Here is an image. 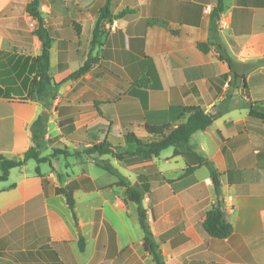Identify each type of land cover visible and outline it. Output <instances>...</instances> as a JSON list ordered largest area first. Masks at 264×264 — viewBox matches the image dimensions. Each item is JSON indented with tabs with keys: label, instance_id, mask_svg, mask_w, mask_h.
Here are the masks:
<instances>
[{
	"label": "crops",
	"instance_id": "0c3cea01",
	"mask_svg": "<svg viewBox=\"0 0 264 264\" xmlns=\"http://www.w3.org/2000/svg\"><path fill=\"white\" fill-rule=\"evenodd\" d=\"M30 1L0 0V154L8 158L29 149L30 126L46 109L29 98L42 53L37 19L27 12ZM39 1L53 36L50 73L63 82L44 146L59 140L71 154L51 158L50 169L40 168L42 177L30 159L0 181V252L49 244L63 264H155L143 245L138 206L126 202V187L97 166L98 159L141 191L167 264H188L195 254L205 264H264V120L251 115L252 106L264 110V0H223L218 14V0ZM103 11L104 29L113 20L118 28L105 31L92 49ZM90 54L97 63L66 80ZM185 106L220 113L188 145L152 158L83 153L90 141L105 139L118 151H134L129 133L149 142L153 135L145 124L177 126ZM210 164L220 173L234 227L226 239L203 228L217 203ZM67 186L74 189L80 231L58 191ZM0 264L17 263L0 255Z\"/></svg>",
	"mask_w": 264,
	"mask_h": 264
},
{
	"label": "trees",
	"instance_id": "16d2710c",
	"mask_svg": "<svg viewBox=\"0 0 264 264\" xmlns=\"http://www.w3.org/2000/svg\"><path fill=\"white\" fill-rule=\"evenodd\" d=\"M39 8V0H31L27 4V12L33 18L37 19L38 26L36 28V33L42 41V53L35 58L36 74L29 93V98L44 102L46 109L38 115L30 126L32 145L23 156L19 158H8L5 155L0 154V181L8 180L12 168L24 166L30 159H34L38 163L36 172L42 177L43 174L40 170V164L50 162L51 158L59 155L69 156L71 154L67 147H55L50 155H41V148L46 141L48 125L51 118V104L58 96L59 87L63 82L56 83L50 73V51L53 43V36L46 27ZM222 9L223 0H218V5L214 14L220 13ZM103 17H106L104 11L102 12L100 20L94 30V36L91 43L92 49L100 42L101 35L105 33L104 27L101 24V18ZM199 47L204 52L209 50V46L206 43H199ZM221 59L227 61L230 66L232 65L230 57L221 56ZM97 60L98 58L96 56L90 54L89 58L80 69L71 74L66 80L77 79L84 75L97 63ZM251 115L264 120V110H259L252 106ZM219 116L220 113L207 112L201 106H185L182 108V118L185 120L177 126H173L169 123L163 125L145 124L146 131L150 135H153L152 140L149 142H144L135 134L129 133L128 139L130 141H136L137 143V148L134 151H118L117 149L119 146L105 139L99 143H91V146L85 148L83 153H86L87 155L95 153L99 155L110 154L119 160L124 159L127 155H138L148 158L156 157L159 156L164 149L169 147L188 145L191 136L195 132L208 128ZM179 153L180 151L176 148L175 154ZM78 154L82 155V152H78ZM200 160L203 162V158L200 157ZM96 164L105 171L117 176L119 178L116 182L117 185L126 187V202L132 201L138 206L139 219L144 231L143 245L146 252L153 258L155 264H167L161 246L152 232L148 210L144 206V199L141 191L133 186L128 178L122 175L107 160L96 161ZM210 172L217 194V203L207 211L203 222V228L213 238L226 239L232 235L234 227L232 222L228 219L224 200L221 197L219 180L220 173L213 164H210ZM142 177L144 176L142 175ZM58 191L66 195L67 203L73 213L75 223L78 226L79 218L75 209L74 189L71 186H67L58 188ZM80 248L81 250L85 249V240L83 236H81L80 239ZM0 255L12 259L17 264H63L58 253L49 246V244H43L35 251L0 252ZM188 264H205V258L200 257L198 254L192 255Z\"/></svg>",
	"mask_w": 264,
	"mask_h": 264
},
{
	"label": "rangeland",
	"instance_id": "374dc122",
	"mask_svg": "<svg viewBox=\"0 0 264 264\" xmlns=\"http://www.w3.org/2000/svg\"><path fill=\"white\" fill-rule=\"evenodd\" d=\"M51 142V147H49L48 145H45L43 144L42 148H41V155L45 156V155H50V153H52V150L55 148V147H59V148H64V146L62 144L59 143V140L58 142L56 143V145L53 146V143L55 142V140L53 139ZM91 143H94L93 141H90ZM61 159V162L60 164L62 165V167L65 165V157L61 156L60 157ZM96 161H100L98 159H96ZM34 162V163H33ZM30 164H37L34 160L31 161ZM31 166V165H30ZM40 168L43 169V170H48L50 169V164L49 163H42L40 164ZM0 173H1V169H0ZM29 226H26L25 228H28ZM30 231H31V228H30Z\"/></svg>",
	"mask_w": 264,
	"mask_h": 264
},
{
	"label": "built area",
	"instance_id": "2783aa9c",
	"mask_svg": "<svg viewBox=\"0 0 264 264\" xmlns=\"http://www.w3.org/2000/svg\"><path fill=\"white\" fill-rule=\"evenodd\" d=\"M117 28H118L117 22L113 20L106 25L104 30L106 32H115Z\"/></svg>",
	"mask_w": 264,
	"mask_h": 264
},
{
	"label": "water",
	"instance_id": "95a60500",
	"mask_svg": "<svg viewBox=\"0 0 264 264\" xmlns=\"http://www.w3.org/2000/svg\"><path fill=\"white\" fill-rule=\"evenodd\" d=\"M80 229H81L80 226H78V230H79V231H80Z\"/></svg>",
	"mask_w": 264,
	"mask_h": 264
}]
</instances>
